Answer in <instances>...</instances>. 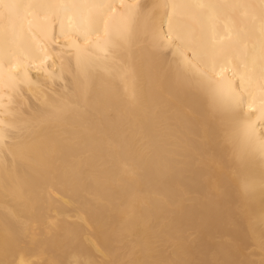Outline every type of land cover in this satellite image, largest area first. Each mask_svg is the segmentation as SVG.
<instances>
[{"label": "bare ground", "instance_id": "1", "mask_svg": "<svg viewBox=\"0 0 264 264\" xmlns=\"http://www.w3.org/2000/svg\"><path fill=\"white\" fill-rule=\"evenodd\" d=\"M100 2L116 5L119 12L121 4L151 6L172 0ZM226 22L232 28L231 39ZM250 27L243 9L226 10L217 31L226 45L243 50ZM156 28L159 31L158 20ZM27 29L26 22L19 54L21 64L27 63L31 71L25 76L21 68L14 87L0 91L11 113L6 119L14 125L7 159L0 152V260L7 264L13 255L9 229L20 233L26 225L37 224L35 250L45 260H68L90 248L94 252L99 245L107 250L102 259L119 262L127 258L134 241L156 236L184 240L186 258L194 261L260 259L264 169L258 158L238 159L239 144L225 136L227 116L214 112L207 97L188 84L191 72L178 77L179 57L173 51L154 49L150 38L142 37L115 61L110 57L94 67L81 88L74 60L72 71L65 64L66 79L57 78L55 83L50 75L36 72L33 57L40 58L36 64L44 57L33 42V36L40 35V23L34 22L31 32ZM163 31H168L166 20ZM125 61L136 72L135 100L125 93L118 67ZM60 63L57 58L58 76ZM9 67L6 59L5 72ZM73 93L79 97L76 112L59 120L42 118L52 99ZM248 111L252 110L246 106L245 114ZM251 121L257 134L264 131L258 111ZM242 176L255 180L254 193H242ZM6 205L16 214H9L7 222ZM252 248L256 255L246 256Z\"/></svg>", "mask_w": 264, "mask_h": 264}, {"label": "snow or ice", "instance_id": "2", "mask_svg": "<svg viewBox=\"0 0 264 264\" xmlns=\"http://www.w3.org/2000/svg\"><path fill=\"white\" fill-rule=\"evenodd\" d=\"M118 7L121 10L119 12L116 5L100 0H0V91L14 87L21 68L25 76L31 71L27 63L21 64L19 54L26 22L29 32L34 22L40 23V35H34L33 42L37 49L44 52V57L38 64L35 61L40 58L33 57L36 72L50 75L55 83L57 78L66 79L65 64L72 71L74 60L79 70L77 80L81 88L88 80L90 71L99 63L110 57L115 61L142 37L150 38L154 49L166 47L173 51L174 56L179 57L178 77L181 72H191V77H186L188 84L207 97L214 112L227 116L224 123L225 136L239 144L238 159L244 161L258 158L264 169V131L257 134L251 121L253 113L258 111L260 124L264 125V0L247 4H217L203 0L177 3L172 0L151 6L121 4ZM149 7L151 11L146 13L145 9ZM241 9L251 24L243 50L226 45L225 37L217 31L218 24L225 19L226 10L234 12ZM157 20L159 31L156 28ZM165 20L168 28L166 33L163 31ZM225 27L231 39L232 28L227 22ZM49 51L56 55L50 58ZM57 58L61 61L59 76ZM6 59L10 64L7 72L4 69ZM13 59L16 63H12ZM118 67L123 74L125 93L135 100V69L127 61ZM14 68L17 71L14 72ZM147 70L151 72V63L147 65ZM78 106L79 97L75 93L52 99L43 111L42 118L59 120L76 112ZM246 106L252 111L245 114ZM9 115L11 113L0 95V152H4L5 159L8 155L6 150L10 147L9 140L14 133V125L6 119ZM240 189L245 196L254 193L255 180L250 176H242ZM261 191L264 192V175L261 177ZM19 194L23 195V188L19 189ZM9 214L16 215L6 205V222ZM249 227L255 231L254 220L250 221ZM8 231L14 251L7 264H264V228L261 230L259 260L212 261L187 259L184 240L174 236L145 237L134 241L126 250L127 258L119 262L102 259L107 250L99 245L95 246L94 252L90 248L86 253L82 251L68 260H45L35 250L40 234L38 224L26 225L20 233L14 229ZM4 247L7 254V238ZM245 255L254 257L255 248L248 249ZM0 264L6 262L0 260Z\"/></svg>", "mask_w": 264, "mask_h": 264}]
</instances>
